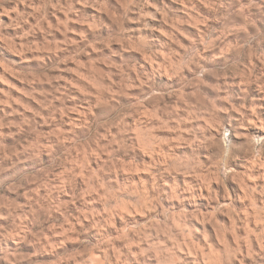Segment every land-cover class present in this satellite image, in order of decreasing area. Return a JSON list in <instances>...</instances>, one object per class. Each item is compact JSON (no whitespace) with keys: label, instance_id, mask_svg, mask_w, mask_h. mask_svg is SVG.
<instances>
[{"label":"clouds","instance_id":"obj_1","mask_svg":"<svg viewBox=\"0 0 264 264\" xmlns=\"http://www.w3.org/2000/svg\"><path fill=\"white\" fill-rule=\"evenodd\" d=\"M0 264H264V0H0Z\"/></svg>","mask_w":264,"mask_h":264}]
</instances>
